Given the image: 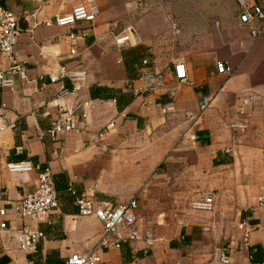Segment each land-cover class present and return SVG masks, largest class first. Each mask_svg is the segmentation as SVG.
Segmentation results:
<instances>
[{
  "label": "crops",
  "instance_id": "obj_1",
  "mask_svg": "<svg viewBox=\"0 0 264 264\" xmlns=\"http://www.w3.org/2000/svg\"><path fill=\"white\" fill-rule=\"evenodd\" d=\"M149 1L96 0L97 17L80 42L77 55L69 58L64 36L69 30L80 28V24L71 28L45 27L42 22L52 20L56 14H78V2L0 0V6L18 19L22 32L15 55L28 68L31 80L23 83L12 77L11 88L0 87V187L4 190L1 205L19 201L36 184L34 171L5 170L6 163L18 161L49 166L58 202L42 221L21 219L10 210L5 212L0 257L8 258L6 264H64L70 254L91 250L100 235V225L92 217L77 216L73 198L67 193L68 184L77 194L109 206L125 203L134 194L143 198L148 192L144 182L186 128L191 134L202 132L199 137L206 143L195 142L196 146L220 150L222 145H229L228 116L238 100L253 96L252 104L246 106L248 127L242 133L231 132L234 134L246 133L254 105L264 104V23L255 24L257 34L252 37L238 23L237 0H208L203 9L209 26L204 43L188 47L182 55L175 49L176 37L168 27V14L159 7H150ZM242 2L264 8V0ZM32 12V18H25ZM33 22L38 25L26 32ZM128 27L133 30L136 44L115 46L113 38ZM143 58L161 76L152 90H146L145 84L135 77ZM177 61L183 62L190 86L173 80L172 68ZM216 61L223 62L231 72L217 73ZM6 65L0 57V70ZM57 66L81 74L77 91H73L68 78L48 82V74ZM202 98L208 100V106L198 111ZM168 101L173 103V111L161 114L160 106ZM60 109L73 110L76 127L51 137L46 131ZM251 156L252 167L246 158L245 167L238 171L244 177L235 197L240 213L237 220H245L251 228L245 245L233 229L219 234L218 248L211 252L206 248L209 240L193 238L208 236L204 231L195 232L194 227L201 224L184 212L156 221L153 236L163 240L148 254H142L140 243L124 244L119 250H102L100 264H220L219 251L226 255L229 264H250L249 249L254 247L259 249L253 254V261H262L264 207L256 206V197H264V154L254 150ZM137 211L139 228L145 232ZM24 225L43 234L33 252L17 248V232Z\"/></svg>",
  "mask_w": 264,
  "mask_h": 264
},
{
  "label": "built area",
  "instance_id": "obj_2",
  "mask_svg": "<svg viewBox=\"0 0 264 264\" xmlns=\"http://www.w3.org/2000/svg\"><path fill=\"white\" fill-rule=\"evenodd\" d=\"M76 1L79 3L80 12L56 14L52 20H44L42 25L45 27L54 25L56 27H73L80 24V28L69 30L64 36L68 45V56L73 58L77 55V49L80 42L85 38L90 29V24L96 19L98 10L96 0H62ZM240 11L237 15L238 23L248 30L250 36L255 37L257 34V23H264V8L259 4L245 6L242 0H237ZM34 12L26 14L25 18H32ZM38 23L33 22L30 28H26V32H30ZM22 30L18 25L17 17L8 9L0 6V57L7 62L6 67L0 70V87H12V77H16L20 82L28 83L31 80L28 77V68L15 55V46L18 36ZM113 43L117 47H132L136 44V39L131 27L118 36L113 38ZM214 69L219 74H229L230 68L223 62L216 61ZM136 79L145 84L146 90H152L155 84H159L161 76L156 71L148 59L140 60V66L136 68ZM81 75V74H80ZM78 73L69 71L65 66H57L55 71L48 74V82L50 84L68 78L72 82L73 91H77L79 86L77 82L80 79ZM172 78L177 84L190 86L187 72L182 61L173 64ZM41 80V77L38 78ZM239 101L237 107H234L228 116V129L234 133H242L248 127L249 115L246 113V106L253 102V96L245 95ZM208 106V100L202 98L198 102L197 110L203 111ZM173 103L168 101L160 106V113L167 114L173 111ZM76 127V115L73 110L60 109L57 112L55 120L51 123L46 133L54 137L57 134L67 133ZM188 140L194 144L195 136L191 133H183L182 139ZM5 170L9 173H26L34 171L36 173V184L34 188L23 194L19 201L15 203L3 202L4 190L0 187V230L5 229L6 224L3 217L7 210H10L15 216L26 219L30 218L36 221H42L47 218L51 210L58 205L56 194L53 189L52 176L49 166H40L31 164L26 161L8 162L5 164ZM67 193L74 196L73 204L76 207V213L79 217H92L100 225V235L97 242L91 250L84 254H70L64 264H100V252L119 250L122 245L129 246L133 244H142L141 252L143 255L148 254L155 244L162 242V237L153 236L149 233L142 232L136 219L137 198L134 196L125 203L115 206H109L94 200L91 196L85 194H77L72 186L68 184ZM213 194L211 192L197 193L193 198V207L209 209L213 202ZM4 205H8L5 208ZM256 206L264 207V197L259 195L256 197ZM240 213L236 212L239 217ZM239 234V242L245 245L248 242L249 233L251 231L245 220H237L235 225ZM43 238L40 231L32 230L28 226H22L17 232V248L23 252H33L38 240ZM217 261L220 264H229L226 255L220 251L217 255ZM264 264V259L259 263Z\"/></svg>",
  "mask_w": 264,
  "mask_h": 264
},
{
  "label": "rangeland",
  "instance_id": "obj_3",
  "mask_svg": "<svg viewBox=\"0 0 264 264\" xmlns=\"http://www.w3.org/2000/svg\"><path fill=\"white\" fill-rule=\"evenodd\" d=\"M206 1L208 0L147 2L150 7H159L168 14V27L176 37L173 41L175 49H179L182 55L188 51V47H198L204 43L205 32L209 28L203 13ZM216 3L217 1H214L213 5L215 6ZM252 110V122L248 131L243 134L229 131V145H222L220 149L222 151L219 148L214 150L212 146L211 148L204 145L196 146V141L192 144L182 139V134L188 133L189 128L180 134L179 140L169 147L162 162L144 182V185H148V192L140 199L139 194L133 195L140 202L137 217L146 233L156 235L155 224L158 219L167 220L172 216L188 212L196 224H201L194 227L197 230L195 232L199 234L204 231L208 235L193 236V238L209 240V246L206 248L211 249L212 252L218 248L216 238L220 237V233L236 230L238 218L236 190L242 187L244 177L238 175V171L245 167L246 158H248V166L252 167L254 159L251 153L254 150L264 154V104H256ZM183 141L189 143L180 145ZM200 192L213 194V202L209 209L193 207V198ZM178 200L180 202L176 204Z\"/></svg>",
  "mask_w": 264,
  "mask_h": 264
},
{
  "label": "trees",
  "instance_id": "obj_4",
  "mask_svg": "<svg viewBox=\"0 0 264 264\" xmlns=\"http://www.w3.org/2000/svg\"><path fill=\"white\" fill-rule=\"evenodd\" d=\"M136 74H137V71H136V73H135V77H136ZM202 132H197L196 134H194V136H195V141L196 142H198V143H201V144H205L206 143V140H203L202 139V137L200 138L199 137V135L201 134ZM70 195V194H69ZM73 199H74V196H72V195H70ZM258 249L259 248H257V247H254V248H250L249 249V261L251 262V263H259V262H254L253 261V259H252V256H253V254L256 252V251H258ZM264 254V253H263ZM263 259H264V255H263ZM262 259V260H263ZM7 261H8V258L7 257H5V256H1L0 257V264H6L7 263ZM261 262V261H260Z\"/></svg>",
  "mask_w": 264,
  "mask_h": 264
}]
</instances>
